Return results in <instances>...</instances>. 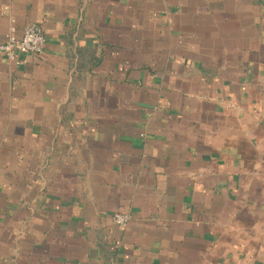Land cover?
Listing matches in <instances>:
<instances>
[{
  "label": "crops",
  "instance_id": "crops-1",
  "mask_svg": "<svg viewBox=\"0 0 264 264\" xmlns=\"http://www.w3.org/2000/svg\"><path fill=\"white\" fill-rule=\"evenodd\" d=\"M29 23L0 264H264V0H0V41Z\"/></svg>",
  "mask_w": 264,
  "mask_h": 264
},
{
  "label": "built area",
  "instance_id": "built-area-1",
  "mask_svg": "<svg viewBox=\"0 0 264 264\" xmlns=\"http://www.w3.org/2000/svg\"><path fill=\"white\" fill-rule=\"evenodd\" d=\"M4 9L6 11L7 7ZM44 43V32L37 23L25 25L20 34L11 26L4 40L0 41V55L15 61L19 54H39L43 49ZM111 218L115 225L124 228L130 220V215L123 212H114ZM119 244L120 242L116 241L114 246Z\"/></svg>",
  "mask_w": 264,
  "mask_h": 264
}]
</instances>
